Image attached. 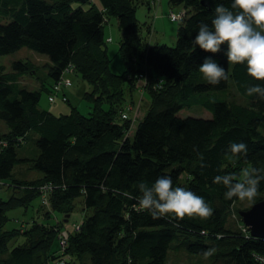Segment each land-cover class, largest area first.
I'll list each match as a JSON object with an SVG mask.
<instances>
[{
  "label": "trees",
  "instance_id": "1",
  "mask_svg": "<svg viewBox=\"0 0 264 264\" xmlns=\"http://www.w3.org/2000/svg\"><path fill=\"white\" fill-rule=\"evenodd\" d=\"M169 1V16L187 12L175 46L150 45L142 35L137 8L152 7L151 0H0V14L11 18L0 24V57L28 48L49 60L46 79L35 76L38 89L20 80L38 72L35 63L19 59L9 71L0 64V121L6 128L0 130V143H6L0 145V264H169L171 254H182L185 264H258L264 240L230 219L234 206L240 219L241 201L226 200V189L213 179L239 176L246 167L264 175V100L246 95L248 86L264 82L249 77L245 65L229 64L226 45L213 55L191 43L200 23L211 24L216 5L231 9L232 0ZM111 18L123 32L121 74L110 70L105 26ZM205 58L223 66L228 79L210 85L198 70ZM71 65L93 87L88 115L70 100L60 113L39 106L42 91L50 93ZM139 85L151 100L143 116L141 109L138 119L131 114L134 128L131 118L121 116L137 104ZM193 108L210 117L182 116ZM30 140L36 148L26 157L20 149ZM239 142L247 144V154L232 156L229 145ZM32 171L41 175L30 178ZM164 175L173 187L202 196L213 215L177 221L139 211V184L150 187ZM44 184L52 190L41 209L64 214L58 229L70 231L64 252L52 225L35 220L6 228L10 211L27 213L40 201ZM6 191L8 198L2 197ZM80 198L87 216L76 229L66 217ZM262 199L264 180L253 203ZM20 237L25 242L11 248ZM210 248L216 251L205 258L202 251Z\"/></svg>",
  "mask_w": 264,
  "mask_h": 264
},
{
  "label": "clouds",
  "instance_id": "2",
  "mask_svg": "<svg viewBox=\"0 0 264 264\" xmlns=\"http://www.w3.org/2000/svg\"><path fill=\"white\" fill-rule=\"evenodd\" d=\"M191 43L213 55L220 53L222 46L226 45L224 55L229 64L245 65L249 77L264 82V0H232L231 9L217 4L211 24L200 23ZM198 70L210 85H218L228 79L225 68L211 58H205ZM246 95L264 100V87L248 86ZM135 116L138 119L139 116ZM131 120L135 125L136 120ZM228 151L232 156L246 155L247 144L230 143ZM201 167L206 165L202 163ZM262 180L264 175L259 169L246 167L241 170L239 176L234 173L215 176L213 184L224 186L226 200L237 198L240 201L252 202L259 195ZM138 187L140 195L136 197L135 206L139 211H147L153 219L167 216L170 220L180 221L185 217L208 219L213 215V208L202 196L184 187H173L170 176L158 177L150 187L145 183H140ZM240 219L242 230H247L243 233L252 236L241 216ZM215 251L214 248L206 249L202 251V255L208 258Z\"/></svg>",
  "mask_w": 264,
  "mask_h": 264
},
{
  "label": "rangeland",
  "instance_id": "3",
  "mask_svg": "<svg viewBox=\"0 0 264 264\" xmlns=\"http://www.w3.org/2000/svg\"><path fill=\"white\" fill-rule=\"evenodd\" d=\"M163 1L164 2L162 7L160 6V2L158 1L153 2L152 0L150 3L152 4L153 2V4L152 7L150 6V8L146 4L139 5L137 8V19L142 24V30H141L142 35L146 38V41L150 45L166 44L169 46H175L177 43L178 30L181 24L180 22L181 20H183L184 16H187V12L185 9H182L176 13V14H181L182 17L181 18L177 17L178 18L177 20L173 19L172 16H169L170 7H171L170 1L169 0H163ZM174 9L176 10V8ZM10 20L11 18L5 17L4 15L0 14V24L7 23ZM105 36L106 38H109L108 40L109 43H107V46H108V55L109 58L111 59L110 70L113 73L121 74L125 70V67L118 51L120 48V42L123 37V32L120 30L118 26V21L115 18H111L110 23L105 26ZM19 59L30 61L32 63H35L36 66L37 65L39 66V70L36 74H32V75L28 74L27 76L25 75L22 78H20L21 83L25 85L27 88L38 89L40 84L38 83L39 81L38 79H36V77L42 78L44 80L46 79L45 77L47 74V66H46L47 61H45V59H47V57L45 55L36 53L35 51L29 50L28 48H22L16 51L15 53L1 56L0 64L5 66L7 71H9V69H11L12 62ZM69 68L70 69H67V71L70 70L74 71L73 73L66 72L64 74V76L66 78L71 79L73 83L72 86L67 90L69 99L72 105H74L82 114L88 115L94 106V104L91 103L92 99L88 94L92 92L93 87L91 84H89L86 80L82 78V76L75 70V67L73 65H71ZM140 93L141 95L138 92L134 93V97L136 103L140 102V98H141L139 110L141 109L140 112L141 115L143 116L150 106L151 98L149 97V94L146 91L145 92L140 91ZM48 96H49V92L42 91V95L39 103V106L42 109H48L54 111L55 113H60L61 111L65 112L67 110L69 104L64 103L60 100H57L55 103H50L48 102L49 101ZM132 111H133L132 115H134L135 112L134 110ZM195 111L196 110L194 108L183 110L182 116L191 115L197 117H210V114L206 110H199V112H195ZM134 124H135L134 126L135 128L137 122H134ZM3 125H4V121H0L1 131L6 130V128L4 127L5 125L4 126ZM31 134H33V132ZM0 145L2 144L0 143ZM35 148L36 146L34 145V141L30 140L29 143L24 144L21 147L20 153L25 154L26 157H29L33 155V150ZM27 170L29 171V166H27ZM39 175L41 174L32 171L30 174V178H36ZM40 191H41L39 196L40 201L36 200L35 202H32L30 204L31 207L29 208L27 213H25L24 209L22 208L10 211L9 215L11 216V219L6 226L7 229H13V228L19 229L23 225L24 226L26 224L30 225L35 220H38L39 222L42 221L43 223L46 224V226L52 225L56 229L59 228L58 226L60 224V221H62L63 219L62 215L64 214L56 213L52 210H48V211H46V209L42 210L40 206V202H42V198L45 196L43 195L42 190ZM9 194L10 192L6 191L3 193L2 197L8 198ZM80 200L81 198L76 199L74 201L75 207L74 210H72L71 217L69 219L70 224L79 225L83 222V220L87 216V212L86 210H83V204L81 203ZM253 204H254L253 201L248 202L247 200H245L237 203V207L238 209L246 210L250 208ZM236 213L237 211L234 206V208L230 212L229 217L232 221L236 220L237 222L240 223L241 219L236 218ZM68 215L70 216V214ZM242 232H247V230L243 229ZM24 242L25 239L23 237H20L12 241L9 246L13 248V245L22 244ZM54 248H58V243L54 245ZM65 249L63 250V252L65 251ZM185 263H186V258L182 254H171L169 264H185Z\"/></svg>",
  "mask_w": 264,
  "mask_h": 264
},
{
  "label": "water",
  "instance_id": "4",
  "mask_svg": "<svg viewBox=\"0 0 264 264\" xmlns=\"http://www.w3.org/2000/svg\"><path fill=\"white\" fill-rule=\"evenodd\" d=\"M239 214L244 224L249 227L251 235L264 240V199L254 203L246 210H241ZM68 217L69 215L66 218Z\"/></svg>",
  "mask_w": 264,
  "mask_h": 264
},
{
  "label": "bare ground",
  "instance_id": "5",
  "mask_svg": "<svg viewBox=\"0 0 264 264\" xmlns=\"http://www.w3.org/2000/svg\"><path fill=\"white\" fill-rule=\"evenodd\" d=\"M72 86V84L70 85V86H64V87H62L60 90H58V91H56V92H50L49 93V96H48V99H49V101L48 102H50V103H55L57 100H61L62 102H64V103H67L70 99H69V97H68V94H67V90L70 88ZM142 87H144V88H142ZM141 87V85H139V88H140V91H144L145 92V90H146V86L144 85V86H142ZM145 89V90H144ZM139 108H140V102L139 103H137L135 106H133L132 107V109H131V111L129 112H125V113H123V115L121 116L123 119H130V118H132L131 117V114L133 113V111L132 110H134V115H136L137 114V112L139 111ZM48 110V109H47ZM135 110H137V111H135ZM49 111V110H48ZM50 112H52V113H54V111H51L50 110ZM124 115H126V117H123ZM1 141L3 142L4 141V139H1ZM43 187L42 188H44V189H46V190H50V188L49 187H47V184H44V185H42ZM45 205V204H44ZM65 232L68 234V236H69V234H70V231L68 230V229H65ZM63 239H64V235H58V241H59V244H60V247H61V245H62V241H63ZM63 262V260L62 259H59L58 261H57V263L58 264H61Z\"/></svg>",
  "mask_w": 264,
  "mask_h": 264
},
{
  "label": "built area",
  "instance_id": "6",
  "mask_svg": "<svg viewBox=\"0 0 264 264\" xmlns=\"http://www.w3.org/2000/svg\"><path fill=\"white\" fill-rule=\"evenodd\" d=\"M177 12H171L170 16H172L173 19H178V18H181L182 15L181 14H176ZM178 17V18H177ZM185 18V16L183 17ZM109 40V39H108ZM109 42V41H108ZM70 69V68H69ZM67 72H70V73H73L74 71L70 70V71H67ZM142 77V76H141ZM72 84V81L71 79L69 78H66L65 76L61 77V79H59L53 86H52V92H56L58 90H60L62 87L64 86H70ZM123 117H126V115H124ZM136 118V117H135ZM1 144H6L4 142H1ZM43 187V186H42ZM42 193L45 197L42 198V202L43 203H47V192L52 190V186H49L50 190H46L44 188H42ZM48 187V186H47ZM76 229H79V226H76ZM64 235V239L62 241V251L67 247V244H68V239H69V236L68 234L65 232V229L62 230L61 232H59V235ZM256 260L258 262V264H264V254H257L256 255ZM64 261L61 263V264H64Z\"/></svg>",
  "mask_w": 264,
  "mask_h": 264
},
{
  "label": "crops",
  "instance_id": "7",
  "mask_svg": "<svg viewBox=\"0 0 264 264\" xmlns=\"http://www.w3.org/2000/svg\"><path fill=\"white\" fill-rule=\"evenodd\" d=\"M163 2H164L163 0L160 1V6H161V7L163 6ZM171 10H172V9H171V7H170V11H171ZM108 39H109V38H107V41H108ZM47 62H49L48 59H47ZM72 84H73V83H72ZM68 97H69V96H68ZM70 217H71V214H70V216L67 218L68 221H69ZM68 221H66V223H68ZM26 225H28V224H26ZM26 225H25V226H26ZM30 225H31V224H30ZM30 225H28V227H29ZM77 226H80V224L77 225ZM63 229H64V228H63Z\"/></svg>",
  "mask_w": 264,
  "mask_h": 264
}]
</instances>
